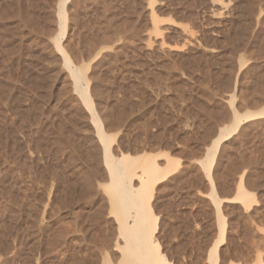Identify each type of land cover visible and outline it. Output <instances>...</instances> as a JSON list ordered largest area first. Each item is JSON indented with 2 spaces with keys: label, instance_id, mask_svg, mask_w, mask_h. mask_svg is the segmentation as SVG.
<instances>
[{
  "label": "rangeland",
  "instance_id": "rangeland-1",
  "mask_svg": "<svg viewBox=\"0 0 264 264\" xmlns=\"http://www.w3.org/2000/svg\"><path fill=\"white\" fill-rule=\"evenodd\" d=\"M59 1L0 0V264H103L98 249L54 244L56 228L40 230L46 204L66 222L78 208L91 216L85 151L99 150L52 42ZM68 11L66 47L76 63L92 62L91 86L118 132L115 147L163 150L175 160L154 199L166 254L175 264H211L218 219L201 160L234 107L264 108V0H70ZM216 160L222 199L236 194L241 175L256 198L251 208L223 200L231 228L221 257L251 263L264 252V115L230 134ZM50 172L61 176L53 204Z\"/></svg>",
  "mask_w": 264,
  "mask_h": 264
},
{
  "label": "bare ground",
  "instance_id": "bare-ground-1",
  "mask_svg": "<svg viewBox=\"0 0 264 264\" xmlns=\"http://www.w3.org/2000/svg\"><path fill=\"white\" fill-rule=\"evenodd\" d=\"M69 1L70 0H60L58 3V7L55 11L57 27L51 38L55 49L62 57V65L68 70L67 73H69L71 77L73 89L79 95L86 110L89 112L91 124H93L95 128L97 142L99 143V150L93 147L94 149H90L91 151H85L87 153L86 157L89 158L92 165L90 171H87L86 176L84 175L85 178L82 183L84 186L83 197L89 199L90 203L88 204L94 205V208L93 212L91 211L89 213V215H91L88 216L89 219L86 218L82 209L78 208L79 210L77 209V211L70 210V214H75L77 219L67 220L66 222L59 214L58 217H55L56 211L54 212L55 215L52 214L54 216H50V209H52L53 206L49 209L46 204L43 209L42 219L40 220L41 235L48 234V232L55 227L57 232H53L54 237L51 238L54 244H64L65 246V243L69 242L68 244H71L70 242H76V244L79 243L81 246L90 248V250L91 248L98 249L103 264H175L172 258L169 257V254H166L158 238L159 235H157V233H159L160 217L156 213L154 206L156 200L155 193L158 190V185L168 173L172 171L175 160L167 151L163 152V150L154 152L155 150L147 151L141 148L142 150L131 153L130 151L119 149L118 146L115 147L114 143L117 140L118 132L111 130L112 128L108 121L110 115L108 116L107 111L101 106L104 103L101 104L100 99L97 100L95 98L96 96L91 86L90 76L92 75L89 76V67L92 62L89 60V62L86 63H76L77 61L75 62L73 59L74 56H72L73 53L71 54L70 49L66 47L69 46L67 37L70 33V21H72L70 20L72 15L69 16L70 14L68 11ZM152 11H154L153 7ZM153 18L156 20L157 17L155 18L153 16ZM52 63L54 62H51V64ZM54 65L56 64H52L50 67L55 68L56 66L54 67ZM92 78L94 79V76H92ZM235 94V92L231 94L230 101L233 106L236 100ZM263 115V107L262 109L257 108V110L246 109L243 112L238 111L234 107L230 123L219 129L217 135L210 143L211 145L206 149L207 153L205 158L201 160L211 186L209 194L212 196L213 202L215 203L218 219V239L214 243L209 256L211 264H243L241 262L235 263L231 260L226 263L221 257L222 251L220 252V250L225 241L229 239L231 222L228 220V218H230L228 217L229 215L227 216L222 208L223 200H228L229 198L222 199L218 194L217 184L213 176L214 163L217 161L216 159L222 142L227 139L230 134L236 133L246 120H251ZM115 129L117 130V128ZM116 144L118 143L116 142ZM58 152L60 151H56V154H59ZM164 156L166 157L165 163L161 164L158 159ZM50 175L51 187L47 188L52 189H49L52 192V196L49 194L51 196H49V200L51 199L49 202L53 204V202L57 200L55 197L59 188V177L61 176L57 173ZM98 188L101 191L98 190ZM98 191L100 192V194L97 193L100 195L98 197L99 200L95 198L96 196L93 197L94 193ZM48 193L50 192L48 191ZM231 199L240 201L246 208H251L252 203L256 200L255 194L248 189L243 175L240 176L236 194L229 200ZM89 220H91L93 224L87 225V223L91 222ZM89 226L92 227V229ZM89 230L90 232L93 230L92 233L95 234L90 239V242H88L86 237L83 238ZM247 230L252 232L251 236L253 239L257 238L256 236L258 235L256 231L254 232L253 227ZM247 230L245 233H247ZM249 237L250 236H248V238ZM263 253L264 252H261L259 256L257 255L258 258H255L257 260L247 264H264Z\"/></svg>",
  "mask_w": 264,
  "mask_h": 264
}]
</instances>
